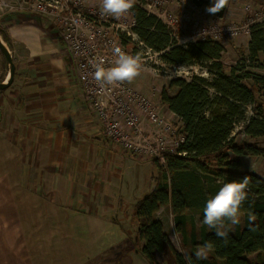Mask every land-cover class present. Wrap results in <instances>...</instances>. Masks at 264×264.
<instances>
[{
    "label": "crops",
    "instance_id": "1",
    "mask_svg": "<svg viewBox=\"0 0 264 264\" xmlns=\"http://www.w3.org/2000/svg\"><path fill=\"white\" fill-rule=\"evenodd\" d=\"M7 23L14 47L16 24ZM50 39L36 43L35 58L15 60L0 91V264H110L100 242L117 213L111 188L135 154L107 136L75 72L48 53L59 45ZM7 63L0 53V82Z\"/></svg>",
    "mask_w": 264,
    "mask_h": 264
},
{
    "label": "trees",
    "instance_id": "2",
    "mask_svg": "<svg viewBox=\"0 0 264 264\" xmlns=\"http://www.w3.org/2000/svg\"><path fill=\"white\" fill-rule=\"evenodd\" d=\"M130 10L136 21L134 31L165 64L192 66L206 62L213 74L211 78L199 74L191 79L175 77L169 85L177 88L176 94L162 91L163 103L183 122L186 141L180 144L179 152L186 154L166 156L167 165L160 167L161 177L153 176L152 191L136 206L138 251L151 264H159L157 253L171 254L174 264H264V176L243 169L244 158H264V148L253 141L237 143L240 131L234 135L240 126L242 133L253 140L264 137V105L255 102L256 91L264 93V75L247 70L264 53V23L251 27L249 62L227 73L221 61L225 51L222 43L206 38L180 44L172 29L140 4L133 3ZM0 33L9 43L6 31L0 28ZM251 105L254 107L249 110ZM230 180L247 181L244 221L232 226L227 237L206 228L198 234L194 227L188 237L186 211L195 208L203 219L206 200L221 182ZM166 205L172 208L184 244L191 245L185 255L175 248L163 222L156 218ZM208 242L213 244L212 254L197 258L195 250ZM255 253L259 260L252 262L247 255Z\"/></svg>",
    "mask_w": 264,
    "mask_h": 264
},
{
    "label": "rangeland",
    "instance_id": "3",
    "mask_svg": "<svg viewBox=\"0 0 264 264\" xmlns=\"http://www.w3.org/2000/svg\"><path fill=\"white\" fill-rule=\"evenodd\" d=\"M213 2L214 0H132V4H140L149 13L156 15L167 24L178 37L180 44L206 38L222 43L225 51L221 61L225 65V71L230 73L232 67L241 68L245 65V61L249 62L251 27L257 23H264V0H221L218 12L209 13L207 8ZM71 13L80 15L83 23L88 22L98 27H105L111 36L118 34L128 52H139L144 56L146 70L131 82H126L159 102L161 115L172 124L174 131L173 134L168 133L169 141H173L179 135H184L181 119L175 116L168 106H161L162 91L166 89L170 95L176 94L177 88L169 85L175 77L191 79L193 75L199 74L211 78L213 74L209 71L210 63L205 62L192 66L165 64L159 54L146 47L145 43L140 44L139 40L133 37L137 33L134 31L136 21L131 10L117 18L100 14V0H0V28L4 29L7 22L16 24V28L13 29L14 47H10L14 61L20 62L21 57H24L27 62L31 55L35 58L36 43L41 40L51 42L50 37H52L53 41L59 45L50 44L55 50L50 48L48 51L52 50V52L48 53L50 55L55 52L60 53L59 59L67 65L70 72L71 70L75 72L73 62L68 60L70 56L65 51V47L67 50L68 47L63 40H60L61 24L64 23V17L61 15H70ZM67 26H70V23ZM46 27L51 30L48 32V38L38 30L46 29ZM7 35L11 42L9 34ZM24 40H28L29 43H25ZM26 45L31 46L32 49ZM0 53L2 54L1 50ZM41 57L40 55L39 58ZM53 67L58 68L54 64ZM247 70L264 75V53H261L259 60ZM246 83L253 85L251 80H246ZM255 102L264 105V93L256 91ZM252 107L254 106L251 105L249 110ZM241 128L238 126L234 134L236 135L240 131L236 135L237 143L253 141L264 148V137L253 140L242 133ZM145 131L147 134L155 133L153 127L150 126H146ZM132 152L135 154L133 155L132 169H128L122 176L118 188L115 189V185L111 188V193H115L117 199V213L113 216V224L102 235L100 242L101 251L105 250L103 256L107 254L105 259H109L110 264H151L137 249L140 244L135 241L139 224L135 214L136 206L144 196L152 191L153 176L161 177L160 167H165L167 160L156 159L137 151ZM170 152V149L165 151L167 156L171 155ZM243 169L264 176V158L245 157ZM104 194L106 193H102V198ZM95 210H100V208ZM186 216L188 237H190L193 227L198 234L203 228L210 230L207 225L203 224L201 213L197 209H188ZM156 218L163 222L165 231L175 248L185 255L191 245H185L183 235L176 230L171 206L166 205L160 208L156 213ZM241 221H244V214ZM86 245L88 246V244ZM208 254H212V250ZM157 256L159 264L175 263L171 254L157 253ZM247 258L252 262L259 260L257 253L247 255ZM24 263L29 264V261H24Z\"/></svg>",
    "mask_w": 264,
    "mask_h": 264
},
{
    "label": "built area",
    "instance_id": "4",
    "mask_svg": "<svg viewBox=\"0 0 264 264\" xmlns=\"http://www.w3.org/2000/svg\"><path fill=\"white\" fill-rule=\"evenodd\" d=\"M61 16L64 17V23L66 22L61 24V39L68 47L84 98L100 118L107 136L129 150L160 160L166 159L165 151L169 149L171 154H186L179 152L180 144L186 141L185 135H179L169 141L168 133L173 134L174 131L172 124L161 115L159 102L151 99L147 93L130 86L126 81L101 88L94 79L95 69L91 61L102 59L107 67L111 64L114 46H120L127 51L118 34L111 36L105 27L83 23L80 15L71 13ZM68 23L70 26H67ZM133 37L138 39L140 44L145 43L138 34ZM146 126L153 127L155 133L147 134Z\"/></svg>",
    "mask_w": 264,
    "mask_h": 264
},
{
    "label": "clouds",
    "instance_id": "5",
    "mask_svg": "<svg viewBox=\"0 0 264 264\" xmlns=\"http://www.w3.org/2000/svg\"><path fill=\"white\" fill-rule=\"evenodd\" d=\"M221 0H214L209 5V13L218 12ZM132 7V0H100V14L113 17L125 15ZM113 58L110 66H105L102 59L91 61L95 69L93 76L101 88L121 82H131L146 70L144 56L137 52L131 53L120 46L112 49ZM178 71V70H177ZM246 180H230L221 182V186L211 194L203 207V224L215 229L219 237H227L232 226L241 223L243 216L242 204L247 199ZM251 218V217H250ZM211 242L205 243L195 250L199 259L207 258L212 249Z\"/></svg>",
    "mask_w": 264,
    "mask_h": 264
},
{
    "label": "water",
    "instance_id": "6",
    "mask_svg": "<svg viewBox=\"0 0 264 264\" xmlns=\"http://www.w3.org/2000/svg\"><path fill=\"white\" fill-rule=\"evenodd\" d=\"M0 50L10 66V77L7 81L0 82V91L7 89L14 81L15 73H16V63L13 59V55L9 45H7L3 36L0 33Z\"/></svg>",
    "mask_w": 264,
    "mask_h": 264
}]
</instances>
